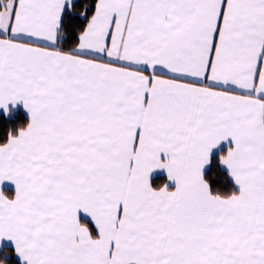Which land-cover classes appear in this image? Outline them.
<instances>
[{"label":"snow or ice","instance_id":"snow-or-ice-1","mask_svg":"<svg viewBox=\"0 0 264 264\" xmlns=\"http://www.w3.org/2000/svg\"><path fill=\"white\" fill-rule=\"evenodd\" d=\"M0 264H264V0H0Z\"/></svg>","mask_w":264,"mask_h":264},{"label":"crops","instance_id":"crops-1","mask_svg":"<svg viewBox=\"0 0 264 264\" xmlns=\"http://www.w3.org/2000/svg\"><path fill=\"white\" fill-rule=\"evenodd\" d=\"M10 187V186H9Z\"/></svg>","mask_w":264,"mask_h":264}]
</instances>
